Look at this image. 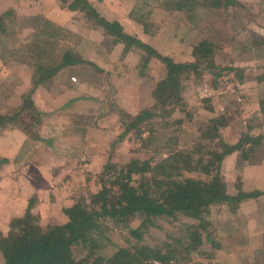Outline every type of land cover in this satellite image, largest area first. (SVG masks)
<instances>
[{"label": "crops", "instance_id": "obj_1", "mask_svg": "<svg viewBox=\"0 0 264 264\" xmlns=\"http://www.w3.org/2000/svg\"><path fill=\"white\" fill-rule=\"evenodd\" d=\"M72 1L68 0L67 6H64L61 4L62 0H0V16L12 12L13 15L22 18L18 21V27L22 31L19 32L22 41L25 38H34L37 30L39 31V23L47 22L53 27L63 29L68 36L71 35L75 41L73 44L69 43L68 50L77 54L82 61L77 65L63 68L51 80L39 84L30 93L35 108L41 114L43 124L49 114H52L50 117L63 121L71 116L83 122L82 124H74L68 127L65 133L59 132L58 135L50 133L52 138L53 136L57 138L58 142L53 143L50 137L51 143L49 142L47 146L37 143L34 147H30L27 134L18 127L11 126L0 133V144L7 143L6 147L0 148V159L8 160V164L0 169V231L4 235L9 232L13 218L25 215L29 201L33 197L37 198L34 214L38 215L41 223L45 225L53 222L51 218L47 219L48 215H45L50 208L52 210L59 206L63 211L64 208L72 206L70 197L81 189L78 180L80 175L76 173L81 166L77 163L84 162L85 155L91 161L93 152L99 153L100 149L110 152L113 150L111 144L121 145L122 148L123 145L128 144L127 136L121 142L117 140L125 132L121 112L136 117L145 110H154L156 104L154 93L157 84L166 77L167 69L163 78L160 79L157 78L155 71L148 69L157 62L162 63L158 58L152 57L147 68L142 69V56L145 54L143 51L137 47L127 51L123 43H114L101 27L91 20L88 21L85 12L68 9ZM234 1L235 4L229 8L239 7L245 15L242 12L237 13L235 18H230L229 24L239 23L241 27L245 26L246 31L254 37L264 39V0ZM147 2L144 7L151 5L154 9L157 8V15L151 14L150 22L153 24L149 25L148 31L132 16L135 11L143 10V5H138L137 0H114L113 2L102 0L101 5L89 1L105 19L118 22L126 34L154 49L159 55L179 64L195 62V47L202 40L211 41L205 37L200 21L192 23L185 12L167 10L163 8V3H156L153 0ZM209 11L214 12V10ZM160 15L163 19H158ZM35 17L39 18L35 19ZM206 34L221 43L217 50L222 54L226 64L222 66L223 60L219 61L220 64L214 61L215 67L207 70L212 77H219L230 71L244 73L252 69L259 74L253 80L243 78L238 81L237 88L240 92L239 99L245 104L241 114L245 117L254 114L256 118H264V97L259 93L264 90V80H261L264 79V73H260L264 65H258L260 62L263 63L258 53L264 54V46L258 47L253 44L250 36L245 38L243 51L253 52L254 57L244 59L241 45L236 43V33H233L234 35L218 33L217 39L208 32ZM68 40L71 41L70 38ZM6 56L8 51L0 49V80H6L9 76L7 71L14 69L22 72L23 84L27 86L32 84L34 89L33 76L28 75L32 66L21 62L13 67L11 62L6 61ZM233 58H238L239 61L235 63ZM254 64L259 67H255ZM162 65L165 66L163 63ZM253 65L254 68H252ZM212 71L215 72V76L212 75ZM16 79L18 80L19 77L17 76ZM208 80L212 83L211 77L206 79L197 91H199L200 102L208 101L209 106L197 108L199 111L205 110L217 116V113L224 110L223 102L227 96L220 95L221 92L216 93L214 86L208 85ZM224 82L228 81L225 80L222 83ZM225 85L222 86L225 87ZM232 87L233 92H236L235 86ZM205 88L210 90L211 96L201 98L200 93ZM20 100L19 98V104L15 107L21 106ZM7 101L10 102V100ZM65 109V118H63L60 112ZM191 112H195V117L197 116L196 109ZM40 131L41 138L45 132H48L44 126ZM15 137L18 140L14 139ZM257 137H264V133ZM262 141L264 142V139ZM64 151L69 152V158L63 155ZM238 158L243 160L244 165L237 163ZM65 169L67 175L61 179V173ZM89 173L91 172H87L86 176ZM222 174L228 194L231 196L241 192L264 191V148H260L246 159L239 152L228 156L224 162ZM92 176L89 174L85 180L90 183V178L93 179L91 190L96 177ZM74 179H77L78 184ZM26 184L29 186L25 190ZM69 184L72 185L73 192L69 190ZM14 187L17 188L13 190ZM49 191L50 194H48ZM43 208H48V211H42ZM213 209L217 212H226L227 218L219 224L228 232V237L223 243L226 250L232 249L231 243L228 242L231 241L232 236L239 237L241 233L244 237L243 247H247L250 239L256 236L255 233L253 236L252 228H261L262 230L254 232L259 239H264V195L243 201L235 210L225 204L215 205ZM3 262L4 258L0 252V264Z\"/></svg>", "mask_w": 264, "mask_h": 264}, {"label": "trees", "instance_id": "obj_2", "mask_svg": "<svg viewBox=\"0 0 264 264\" xmlns=\"http://www.w3.org/2000/svg\"><path fill=\"white\" fill-rule=\"evenodd\" d=\"M62 2L67 4L68 0ZM160 4L167 10L185 12L192 23L200 21L202 25H209L214 29L212 36L217 38L218 33L226 35L229 33V26H226L227 22L223 20V16L228 13L226 10L234 5L235 1L164 0ZM68 8L71 11L80 10L88 14L89 20L101 27L114 43H123L127 51L136 47L143 51L145 54L142 56V69L147 68L152 57L158 58L166 66V77L157 84L154 93L156 103L154 110H145L136 117L121 112L125 132L117 139L119 142L125 140L126 136L128 140L133 141L131 139L134 134L141 138L144 131L141 126L147 120L161 115L171 117L176 111L184 113L183 108L187 107L190 99L186 97L187 90L190 87L194 90L205 83L203 70L215 67L214 54L219 47L207 39L195 47V62L179 64L159 55L154 49L126 34L118 22L105 19L87 0H73ZM209 10H214L215 13L212 14ZM142 12L139 9L132 16L148 31L151 13L144 15ZM12 14L7 12L0 16L2 35H6L8 30L6 19ZM39 25V31L35 33L34 51L42 57L44 53L47 55V51L37 49L39 46L54 47L55 44L54 48L57 50L59 42L67 40L68 33L47 22ZM0 41L3 45L7 44L5 39ZM252 43L262 47L264 39L255 36ZM56 52L57 57L61 54L59 62L53 63L52 66L40 64L36 66L34 90L39 84L51 80L63 68L82 62L77 54L68 49ZM212 75L215 76V72L212 71ZM24 98L22 112L28 111L32 114L31 120L39 121L38 116L41 117V114L35 108L32 94ZM203 103L209 106L208 101ZM20 114L19 116H22V113ZM193 114L188 115L190 121L195 117ZM25 115L22 116L23 120ZM180 118L179 124L183 120ZM16 119L17 117L11 119L0 115V130ZM221 120L223 124L220 123V119L212 120L207 127V133L203 136L206 140H219V148L213 150L210 147H202L195 151H198L197 159H194V153L177 151L155 165L150 160L137 158L115 163L113 156L109 154L97 181L99 190L93 193H89L92 191L89 190L87 198L85 191L78 189L73 195L72 206L63 209L68 219L65 223L54 221L47 225L41 223L40 217L34 214L37 198H31L25 215L11 220L7 235L0 231L3 264H172L178 262L177 255L182 253L180 250L182 248L186 256H190L202 244L201 233L197 230L204 227L212 206L225 204L235 210L243 201L264 195V191L241 192L236 196L228 194L222 174L226 158L237 152L245 159L250 158L251 154L260 150L264 137L253 138L246 135L236 144L227 143L221 135V129L224 127L223 119ZM22 129L29 138L38 140V134L30 131L28 127ZM6 164L8 160L0 159V169ZM186 173L204 175L209 179L186 177ZM179 214L199 223L191 226L190 238L186 242L180 240L176 246L167 244L165 252V249L158 247L152 249L142 246L144 235L157 226L158 219H175ZM135 219L140 221L136 229L131 227ZM106 226L115 230H121L120 228L128 230L127 242L136 240V245L119 248L113 255H105L99 240L105 236ZM105 240L107 239L101 241Z\"/></svg>", "mask_w": 264, "mask_h": 264}, {"label": "rangeland", "instance_id": "obj_3", "mask_svg": "<svg viewBox=\"0 0 264 264\" xmlns=\"http://www.w3.org/2000/svg\"><path fill=\"white\" fill-rule=\"evenodd\" d=\"M89 1L101 5L100 1L102 0H89ZM108 1L113 2L114 0H108ZM147 1H151V0H137L138 5L140 6L143 5L142 13L144 15L151 13L152 16L154 15V13H156L157 15V8L154 9L151 5H150L151 8L148 6L144 7V5L148 3ZM161 1L164 0H159L156 3H160ZM61 4L67 6V4L65 3H61ZM226 11L228 13L224 14L223 20L227 22L226 26H231L228 27L229 33H232V35L236 33L235 35L236 43L237 45L239 44L241 45L240 49L243 51L244 50L243 46L244 43L246 42L244 41L245 38L250 36L254 40L255 37L251 35V33L246 31L245 26L242 25L241 27L239 23L231 24V25L228 23V20L230 21V18L233 17L235 18L237 13L242 12V10L239 7L235 6L232 8H228ZM234 11H236L235 14ZM255 12L257 13V11ZM242 14L245 15L244 12H242ZM86 16L89 21V15L86 14ZM204 17L206 16L204 15ZM21 19L22 18H20L19 16L13 14L8 19H6L8 30L6 32V35H2L0 33V40L5 39L7 44L3 45V43L0 41V49L1 50L5 49L6 51H8V56H6L5 58L6 61L11 62L10 63L12 64L11 66L14 67L21 62H26L30 64V66H32L30 67L31 71L28 75L33 76L32 83L34 84L36 66L39 64L45 66H52L53 63L59 62L61 54L57 57L56 51L57 50L62 51V49L67 50L70 47L69 43L73 44L75 40L71 38V35L67 36V40L68 38L72 40L71 41L61 40L58 44L59 49L57 50H55L54 48L55 44L53 45L54 47L47 45V47L42 46L43 48L42 47L40 48L39 46V48L37 49H42L43 51L45 50L47 51V55H45L44 53L42 57H40L38 55V52L34 51V49L36 48L35 37L25 38L23 41L22 38H20L19 32L21 33L22 31L18 27L19 25L18 21ZM158 19H163V17L160 15ZM202 28L204 29L205 37L209 38L212 41V43L220 47L219 45H221V43L218 42V40H215L211 36H207L208 34H206V32H208L209 35H212L214 29H212L207 24L202 25ZM246 47L247 45L245 44V48ZM252 53L253 52L243 51L244 55L242 56V58L244 59L253 58L254 56ZM258 54L261 56L263 60V63L260 62L258 65L260 64L264 65V56H263L264 54L261 53ZM221 55L222 54H220L219 50H217V52L214 55V61L218 64H220L219 61L223 60V57ZM237 61H239L238 58L236 59L233 58V62L236 63ZM233 62L231 64H233ZM222 63L224 64L222 66L226 65L224 60ZM160 65H162V63L157 62L148 68L149 71H155L157 73V78L159 79L161 77L163 78L166 71L165 66L164 65L160 66ZM254 65L257 68L259 67L256 64ZM254 65L252 68H254ZM247 66H249L248 63ZM7 72L9 73L8 78L6 80H0V115L4 116V114H6L5 117H10L11 119L17 117V119L9 122L5 128L0 130V133L7 128L8 129L11 128V126L12 128L18 127L20 129H22L23 127H28L30 131H32L35 134H38V140L31 139L27 136L29 138L30 147H34L35 145H37V143L38 145L40 144L47 146L49 142L51 143V139L53 140V143L58 142L56 141L57 138L55 136H53L52 138V134L50 133L58 135L59 132L63 133L66 129H68V127H72V125L74 124L83 123L80 120L73 119L71 116L66 118L64 121L62 119L57 120L54 119L53 117H50L52 114H49L48 118L45 119L46 121L44 124L42 123V118L39 116H38V118L40 119L39 121L31 120L32 114L29 113L28 111L22 112L21 109L23 106V100L25 99L24 97L28 96L34 90L33 85L31 84L27 86L26 84H23L24 80L22 78V72H18L17 70L14 69H11V71H7ZM203 73L206 79L210 77L212 78V83H210L209 80H208L209 82L207 83L208 85L214 86L213 88H215L216 93L221 92L220 95L227 96V99L223 102L224 110L223 111L221 110L219 114L217 113V116H213L207 113L205 110L199 111L197 107H201V106L206 107L207 104L200 102L201 100H199L198 98V94H199V91H197L198 89L195 87L194 90H192L190 89L191 88L190 87L189 90H187V96H186L187 98L189 97L190 99L187 102L188 103L186 105L187 107L183 108V110L185 111L184 113L176 111L171 117L161 115L152 120H147L141 126L142 129L144 130L141 135V138H138L137 134H134L133 139H131L133 141L129 140L128 144L126 143L125 145H123L124 146L123 148L121 147V145L114 146L113 144H111V149L113 150H111L110 152L107 153L104 152L102 149H100L99 153L98 151L93 152V159H91V161L89 160V157L85 155L84 157L85 160H83L84 162L82 161H79L78 163L76 162L78 166H81L79 171H76L77 175H80V177H78V180L80 181L79 185L81 186V189L85 191V195L87 198L89 195L88 192L89 190H91L90 186L93 179L90 178L91 179L90 183L85 182V180L87 179L89 174L93 175L92 177H95L98 174L94 179V185L92 188L94 191L92 190L89 193L97 192L99 190L97 181L99 179V175L103 172V166L106 164V159L108 158L109 154L113 156V161L115 163L116 162L124 163V161H128L131 158H137L140 160H150L155 165V163L157 164L158 162L169 158L170 155H172V153H175L177 151H186V152L194 153L195 154L194 159H197L198 151L195 152L196 150L201 149L202 147H208V148L210 147L213 150L219 148L220 145L219 140L210 141L209 139L206 140L203 138L204 134H206L208 131L207 127L210 125V122L215 119H220L221 121L220 123H222L221 119H223L224 127L221 129V135L223 136L224 141L230 144H232L233 142L236 143L246 135L247 136L252 135V137H257L264 133V118H256L254 114H251L247 117L243 116L241 114V109L243 110L245 104L239 102L238 100L240 97V92L238 91L237 88V82L241 81L243 78H246L248 80H253L256 77H258L259 74L255 72L254 69L244 73L241 72L234 73V71H230L219 77H212L207 70H203ZM260 73H264V68L261 70ZM17 76L19 77L18 80L16 79ZM225 80L228 82L222 83ZM224 84H226L225 87L222 86ZM29 86H31V88H29ZM232 86H235L236 92H233L234 89ZM259 93L261 96L264 97V90L259 91ZM241 97L243 98V96ZM19 98L21 99L20 100L21 106L15 107V105L19 104ZM7 100H10V102L8 103ZM194 109H196L197 116L194 117L192 121H190L188 115L193 114L191 111H194ZM65 111L66 109L60 112L63 118H65ZM26 112H28L27 115H25ZM20 113H22V116L25 115L24 120L22 116H19L21 115ZM180 117H182L183 119L181 124H179L178 122L179 119H181ZM27 118L28 120H26ZM90 124L92 123L90 122ZM43 126L48 132H45V134H43L41 138L40 133L42 130L40 131V129L41 127L43 128ZM14 139L18 140L17 137H15ZM6 146L7 143L0 144V148H4ZM260 148L261 149L264 148L263 141L261 143ZM63 155H65L66 158H69L68 151L66 152L64 151ZM237 163H239L240 165H244V162L241 158L237 159ZM68 172H70V170ZM87 172H91V173H89L86 176ZM65 173H66V169L61 173L60 176L61 179L62 177H65V175H67ZM185 176L201 179V180L209 179V177H206L204 175H198L195 173L192 174L186 173ZM74 180L77 183V179ZM28 186L29 185L26 184L24 189L26 190ZM16 188L17 187H14L13 190ZM69 190L73 192L71 184H69ZM64 192H67V190H64ZM48 194H50V191L48 192ZM71 198L73 203L74 202L73 196H71L70 199ZM213 207L214 206H212L210 209L208 220L207 222H205L204 227L203 228L200 227L199 230H197L199 233H201V238H202V244L199 246L197 251L192 253L190 256L188 255L186 256L184 248L180 249L182 253H179L177 255L178 262L172 264H264V239H259V236H257L256 232H254L262 229L252 228L253 236L254 233L256 236L250 239L249 245L247 247H243V242H244V237L242 236L243 233H241V236L239 237L232 236L231 241H228L229 243H231L232 249L226 250V247L223 246V243H225V238L228 237V232L226 231V228H224V226L219 225L221 224V221L223 222L227 218L226 212H217L213 209ZM38 209L40 210V208ZM42 211H48V208H43ZM45 215H48L47 219L51 218L54 222H58V223H65L67 219L64 212L61 210V207L59 206L52 210L50 208ZM139 224L140 221L138 219H135L134 221H132L131 227L136 229L138 228ZM192 225H199V223L189 218H186L182 214H179L175 219L160 218L157 221V226L151 228L144 235V240L141 242V244L142 246H146L152 249H156L158 247L163 250L165 249V245L167 244L176 246L178 245V242L180 240L186 242V240L190 238V228ZM252 225L254 227V223H252ZM120 229L121 230H115L113 227L110 226H106V229H104L105 236L103 238H100L99 244L103 247L102 249L105 255H113L119 248H127L136 245L137 242L136 240H131L127 242V240H129V238H127L129 236L128 230L124 228H120ZM104 239L107 240L102 242L101 240ZM165 251L166 249L164 250V252Z\"/></svg>", "mask_w": 264, "mask_h": 264}, {"label": "built area", "instance_id": "obj_4", "mask_svg": "<svg viewBox=\"0 0 264 264\" xmlns=\"http://www.w3.org/2000/svg\"><path fill=\"white\" fill-rule=\"evenodd\" d=\"M210 96H211V93L208 88L203 89V91L200 93L201 98L210 97ZM239 102H241L240 99H239Z\"/></svg>", "mask_w": 264, "mask_h": 264}]
</instances>
